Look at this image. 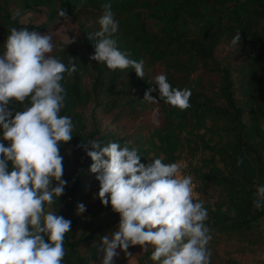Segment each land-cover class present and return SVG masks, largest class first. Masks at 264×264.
Segmentation results:
<instances>
[{"label":"trees","instance_id":"obj_1","mask_svg":"<svg viewBox=\"0 0 264 264\" xmlns=\"http://www.w3.org/2000/svg\"><path fill=\"white\" fill-rule=\"evenodd\" d=\"M104 2L0 0V52L10 26L35 28L51 33V55L65 64L70 55L77 64L61 81L66 95L60 114L74 124L72 138L58 144L67 183L60 197L46 204V210L71 220L63 242L65 264H99L100 238L111 236L120 218L96 195L99 181L83 148L88 138L101 140V146L130 142L144 163L151 157L178 162L190 156L187 169L198 190L211 191L203 201L210 264L225 242L264 248V208L252 203L255 186L264 184V0H110L119 21L111 35L119 49L143 60L144 77L91 58L94 46L87 34L99 29ZM28 13L33 16L25 22ZM60 21L73 23L67 42L52 34ZM237 29L241 42L233 45ZM222 47L227 49L223 57ZM160 72L171 85L191 89L189 107L159 99L158 90L149 93L157 101L143 100L146 89L156 88L153 79ZM26 103L13 99L9 107ZM78 202L86 206L80 214ZM131 246L139 247L135 262L124 256L114 264H158L150 259L151 245ZM225 264H264V259L230 258Z\"/></svg>","mask_w":264,"mask_h":264},{"label":"clouds","instance_id":"obj_2","mask_svg":"<svg viewBox=\"0 0 264 264\" xmlns=\"http://www.w3.org/2000/svg\"><path fill=\"white\" fill-rule=\"evenodd\" d=\"M101 7L99 29L87 34L94 46L91 58L111 69L133 68L144 77L143 60L119 49L111 35L119 21L110 0ZM59 14L64 15L62 10ZM240 42L237 29L230 43ZM53 46L49 32L10 26L0 52V264H65L63 242L71 220L46 210V204L59 198L67 183L61 178L58 144L72 138L74 124L71 116L60 114L66 95L61 81L77 64L70 55L68 64L51 55ZM153 81L156 88L146 89L143 100L157 101L149 93L158 90L159 99L180 109L190 106V88L171 85L164 72ZM13 99L27 103L15 109L9 107ZM86 140L89 170L99 181L96 195L120 217L111 238H100L99 264H114L118 247L126 250L135 244L151 245L150 259L158 264H210L207 209L194 199L192 177L181 173L184 165L160 157L141 162L130 142L110 140L101 146V140ZM255 188L252 203L264 208V184ZM85 207L78 202L76 212Z\"/></svg>","mask_w":264,"mask_h":264},{"label":"rangeland","instance_id":"obj_3","mask_svg":"<svg viewBox=\"0 0 264 264\" xmlns=\"http://www.w3.org/2000/svg\"><path fill=\"white\" fill-rule=\"evenodd\" d=\"M30 16H33L32 13H28L23 17V20L26 22ZM37 16V15H35ZM37 18V17H35ZM34 18V19H35ZM40 18L36 19V22H40ZM73 30V23L69 21H60L55 29L53 30L52 34L55 40H61L64 42H67L69 39V33L70 31ZM226 48L222 47L219 50V54L225 56L226 53ZM190 156L188 154L184 155L178 163H182L184 165L183 169H181L182 174H187L191 175L189 170L187 169V164L189 162ZM193 175H191L192 177ZM193 197L194 199H199V200H206L211 191L207 190L205 192H200L198 190V186L196 182L194 181L193 177ZM107 235V234H106ZM109 236V235H108ZM111 238V236H109ZM139 247L137 246H131L128 247L126 250H121L119 247L117 248L118 255L113 258L115 261L116 259L124 256L129 257L130 262H135V252L139 251ZM234 258L238 259L242 262L245 263H250L253 259H264V248H260L257 250H254L250 247H240L238 245H231L230 243H223L222 246L215 252V256L212 258V264H225L228 259ZM211 261V260H210Z\"/></svg>","mask_w":264,"mask_h":264}]
</instances>
